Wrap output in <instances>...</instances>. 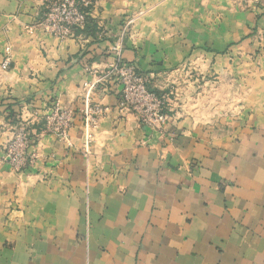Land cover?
<instances>
[{"label":"crops","instance_id":"0c3cea01","mask_svg":"<svg viewBox=\"0 0 264 264\" xmlns=\"http://www.w3.org/2000/svg\"><path fill=\"white\" fill-rule=\"evenodd\" d=\"M44 11L0 0V264H264V0H97L66 38ZM117 57L186 89L162 130L119 110ZM85 99L105 109L87 128ZM53 101L65 141L42 130Z\"/></svg>","mask_w":264,"mask_h":264},{"label":"built area","instance_id":"2783aa9c","mask_svg":"<svg viewBox=\"0 0 264 264\" xmlns=\"http://www.w3.org/2000/svg\"><path fill=\"white\" fill-rule=\"evenodd\" d=\"M96 1L45 0L43 13L45 31L55 37L66 38L76 31L85 29L91 20ZM8 65V59H4L0 64L2 68H7ZM105 78L115 89L117 88L119 110L127 109L137 117L141 125L151 130L163 129L169 113L167 99L149 88L151 78L147 74L139 72L133 64L125 63L117 57L110 63ZM88 101L85 99L82 110L85 128L94 125L105 112V109L91 105ZM38 115L37 110L33 112L34 118H39ZM41 118L44 132L56 135L62 141L68 138L74 120L72 109L61 106L57 101L49 102L48 106L43 108ZM30 143L27 123L20 121L5 151V159L14 170L18 171L31 162V155L28 154Z\"/></svg>","mask_w":264,"mask_h":264},{"label":"rangeland","instance_id":"374dc122","mask_svg":"<svg viewBox=\"0 0 264 264\" xmlns=\"http://www.w3.org/2000/svg\"><path fill=\"white\" fill-rule=\"evenodd\" d=\"M187 67H189V70L188 71H192L193 69L191 68L192 67V64H189L187 65ZM191 68V69H190ZM192 75V81L194 80L193 78H195V76L193 74ZM149 88H151L149 86ZM152 89V88H151ZM153 90V89H152ZM186 89H183V85L181 84H171L170 86H168V88L165 90L162 91V93H158L156 92L157 94H159V96H164V99H167V103H168V108L170 109L169 107V101L170 100H174V101H178L179 103L182 102L183 100V93Z\"/></svg>","mask_w":264,"mask_h":264},{"label":"trees","instance_id":"16d2710c","mask_svg":"<svg viewBox=\"0 0 264 264\" xmlns=\"http://www.w3.org/2000/svg\"><path fill=\"white\" fill-rule=\"evenodd\" d=\"M86 28H88V25H87V27Z\"/></svg>","mask_w":264,"mask_h":264}]
</instances>
